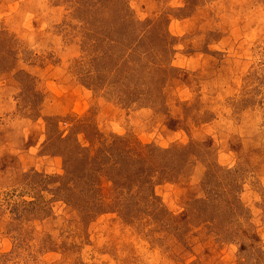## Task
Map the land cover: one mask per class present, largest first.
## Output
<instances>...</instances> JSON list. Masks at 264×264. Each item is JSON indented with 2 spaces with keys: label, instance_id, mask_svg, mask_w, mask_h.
<instances>
[{
  "label": "rangeland",
  "instance_id": "obj_1",
  "mask_svg": "<svg viewBox=\"0 0 264 264\" xmlns=\"http://www.w3.org/2000/svg\"><path fill=\"white\" fill-rule=\"evenodd\" d=\"M0 264H264V0H0Z\"/></svg>",
  "mask_w": 264,
  "mask_h": 264
},
{
  "label": "trees",
  "instance_id": "obj_2",
  "mask_svg": "<svg viewBox=\"0 0 264 264\" xmlns=\"http://www.w3.org/2000/svg\"><path fill=\"white\" fill-rule=\"evenodd\" d=\"M117 142V138L116 137H113V140H112V142H111V145H109V152H111L112 151V149H113V146H114V144ZM106 151H107V149H106ZM108 152V153H109ZM95 162L93 163L94 165H98V163L100 162V161H97V160H94ZM116 163H118L119 165H118V168H120V169H122V171L124 170V168H130V167H132L133 166V161H132V159H131V156H129L128 158H127V160L124 162V163H120V161L119 162H116ZM116 163L115 162H113V164L115 165V166H117L116 165Z\"/></svg>",
  "mask_w": 264,
  "mask_h": 264
}]
</instances>
